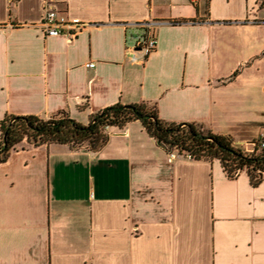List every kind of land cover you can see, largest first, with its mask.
<instances>
[{
	"label": "crops",
	"instance_id": "1",
	"mask_svg": "<svg viewBox=\"0 0 264 264\" xmlns=\"http://www.w3.org/2000/svg\"><path fill=\"white\" fill-rule=\"evenodd\" d=\"M45 1L86 28L34 27ZM263 0H0V123L87 124L121 103L244 143L264 138ZM156 23L144 58L127 35ZM94 64L93 67H89ZM87 147L20 143L0 163V264H264V180L168 162L140 121ZM1 136V130H0Z\"/></svg>",
	"mask_w": 264,
	"mask_h": 264
},
{
	"label": "trees",
	"instance_id": "2",
	"mask_svg": "<svg viewBox=\"0 0 264 264\" xmlns=\"http://www.w3.org/2000/svg\"><path fill=\"white\" fill-rule=\"evenodd\" d=\"M133 121H140L167 153L175 151L194 161L218 160L228 178L235 179L246 171L254 187L264 180V149L250 153L244 146L234 145L231 137L213 134L198 124L165 122L160 119L157 107L148 103L115 104L92 115L87 124L65 113L49 119L8 115L0 123V163L24 141L34 147L59 144L80 149L87 145L97 151L108 141L107 128H123ZM261 141L264 138L258 139L257 145Z\"/></svg>",
	"mask_w": 264,
	"mask_h": 264
},
{
	"label": "built area",
	"instance_id": "3",
	"mask_svg": "<svg viewBox=\"0 0 264 264\" xmlns=\"http://www.w3.org/2000/svg\"><path fill=\"white\" fill-rule=\"evenodd\" d=\"M16 2L17 0H10L11 4H15ZM156 25V23L142 24L138 29L128 33L126 36L129 47L140 50L144 58L157 49L158 36L155 32ZM34 27L39 29L46 37L64 36L71 42L86 28V24L68 20L52 1H45L44 15L41 21L35 24ZM93 66L94 64L89 65V67ZM251 146V148H247V151L250 153L254 152L257 148L259 150L264 149V141H261L258 145L257 142L253 141ZM178 157L179 155L176 152L168 153V162L172 163ZM186 157L189 158L188 156Z\"/></svg>",
	"mask_w": 264,
	"mask_h": 264
},
{
	"label": "rangeland",
	"instance_id": "4",
	"mask_svg": "<svg viewBox=\"0 0 264 264\" xmlns=\"http://www.w3.org/2000/svg\"><path fill=\"white\" fill-rule=\"evenodd\" d=\"M262 9L264 10V5H262ZM205 130H208V129L205 127ZM230 134H231V139H232L234 145L244 146V148H246V149L252 147V146H251V143H252L251 140H247V141L244 142V143H238V142H240V140H239V139H234V132H233V133H230ZM257 140H258V139H257ZM257 140H255V142H256ZM174 152H175V151H174Z\"/></svg>",
	"mask_w": 264,
	"mask_h": 264
},
{
	"label": "water",
	"instance_id": "5",
	"mask_svg": "<svg viewBox=\"0 0 264 264\" xmlns=\"http://www.w3.org/2000/svg\"><path fill=\"white\" fill-rule=\"evenodd\" d=\"M84 147H87V145H84Z\"/></svg>",
	"mask_w": 264,
	"mask_h": 264
}]
</instances>
